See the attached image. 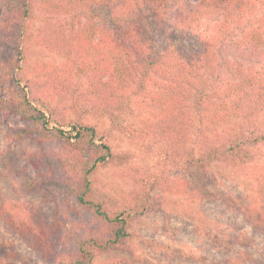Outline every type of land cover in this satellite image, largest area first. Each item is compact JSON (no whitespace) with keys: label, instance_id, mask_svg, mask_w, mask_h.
Here are the masks:
<instances>
[{"label":"trees","instance_id":"obj_1","mask_svg":"<svg viewBox=\"0 0 264 264\" xmlns=\"http://www.w3.org/2000/svg\"><path fill=\"white\" fill-rule=\"evenodd\" d=\"M0 1L6 3L0 32L16 48L0 55V82L7 91L0 110L30 123L38 140L57 144L61 174L90 214L79 232L61 233V224L49 223L33 205L0 200L3 224L54 264H93L99 253L122 248L131 223L149 204L144 193L117 209L96 197L94 174L114 153L93 125L76 121L64 129L40 98L30 97L22 68L27 43L63 57L56 75L83 78L87 109L126 133L130 90L148 89L139 109L182 169L256 160L253 149L264 144V62L256 68L245 60L264 61V0ZM35 10L63 15V21L32 32ZM223 48L239 59L221 56ZM241 214L264 234V210L250 207ZM61 241L72 247L57 251Z\"/></svg>","mask_w":264,"mask_h":264},{"label":"rangeland","instance_id":"obj_2","mask_svg":"<svg viewBox=\"0 0 264 264\" xmlns=\"http://www.w3.org/2000/svg\"><path fill=\"white\" fill-rule=\"evenodd\" d=\"M5 5L0 1V15ZM63 17L35 10L29 30L37 32ZM26 46L22 68L30 97L40 98L54 118L65 123L64 129L76 121L93 125L114 153V160L94 174L96 197L117 209L144 193L149 204L131 223L123 247L99 253L93 264H264V234L241 214L250 207L264 210V144L253 149L256 160L250 164L217 162L182 169L139 109L148 89L130 90L132 112L126 133L87 109L90 99L83 78L56 75L64 66L63 57L45 46L30 42ZM15 50L11 38L0 32L2 58ZM221 56L239 59L233 49L223 48ZM263 62L245 60L256 68ZM6 94L0 82V98ZM39 134L30 123L0 110V200L31 204L49 223L61 224V233H77L90 214L77 203L73 187L61 174L55 157L59 147L38 140ZM61 242L56 245L59 252L72 247ZM0 264L54 263L0 220Z\"/></svg>","mask_w":264,"mask_h":264}]
</instances>
